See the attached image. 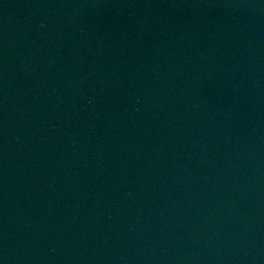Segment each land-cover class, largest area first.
Instances as JSON below:
<instances>
[{"label":"water","instance_id":"1","mask_svg":"<svg viewBox=\"0 0 264 264\" xmlns=\"http://www.w3.org/2000/svg\"><path fill=\"white\" fill-rule=\"evenodd\" d=\"M0 264H264V0H0Z\"/></svg>","mask_w":264,"mask_h":264}]
</instances>
